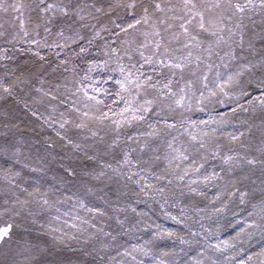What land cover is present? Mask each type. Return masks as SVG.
<instances>
[{
  "label": "snow or ice",
  "instance_id": "6c2138e0",
  "mask_svg": "<svg viewBox=\"0 0 264 264\" xmlns=\"http://www.w3.org/2000/svg\"><path fill=\"white\" fill-rule=\"evenodd\" d=\"M0 45L31 118L0 111V264H48L34 228L91 264H264V0H0Z\"/></svg>",
  "mask_w": 264,
  "mask_h": 264
},
{
  "label": "rangeland",
  "instance_id": "374dc122",
  "mask_svg": "<svg viewBox=\"0 0 264 264\" xmlns=\"http://www.w3.org/2000/svg\"><path fill=\"white\" fill-rule=\"evenodd\" d=\"M255 19L257 21V24L255 26V30L256 29H260L261 26L259 25V17L257 16V17H255ZM252 27L253 26L251 24H249V33H251ZM255 43H256V48L262 46L260 44L261 42H260V40L258 38L255 41ZM0 47H8V46L7 45H0ZM21 47H26V45H17V48H21ZM8 54L13 56L14 61H16L17 58H19V57H21L23 55L30 56L29 53H26V52L22 53V52H19V51H10ZM9 63H11V62H9ZM0 111L8 112L9 116L14 118L15 122H19L22 125L23 124H27L28 120L31 119L30 117H26L25 116V113H24L22 107H17L15 105V102L11 101V100H9L7 102H0ZM4 122H6L5 118L4 117H0V123H4ZM254 122H257V123L259 122L258 117L254 120ZM257 135H258V133H257ZM0 166H6L5 165V161L3 160V158H0ZM3 198H4V195L2 193H0V200H2ZM220 221H219V223H220ZM213 225H217V223H211L210 227H212ZM237 230H238V228H237ZM23 234L24 233H21V235H23ZM234 235H235V233H234ZM40 238L42 240L41 243L47 244L48 248H49V255L46 258V259H49L48 260V264H53L54 261H58V260H55V258L53 259L54 255H56V254H59V255H62V256H67L68 264L70 262V256H75V257H78V258L81 259V261L73 262L71 264H81V262H88L89 264H91V262H92V256L85 257L83 255V253H81L78 250L77 251H73V250H70L69 248L68 249H64V247H59V248L54 247L51 244L50 238L45 237V236L40 237ZM119 243L127 246V245H130L132 243H141V242H132V243L131 242H119ZM72 247L76 248L77 246L73 243ZM112 254L114 255L115 253L113 252Z\"/></svg>",
  "mask_w": 264,
  "mask_h": 264
},
{
  "label": "trees",
  "instance_id": "16d2710c",
  "mask_svg": "<svg viewBox=\"0 0 264 264\" xmlns=\"http://www.w3.org/2000/svg\"><path fill=\"white\" fill-rule=\"evenodd\" d=\"M260 30H261V28H260V29H256L255 31H256V32H260ZM249 34H251V33H249ZM260 44H261V43H260ZM259 48H260V47H258L257 49H259ZM93 51H94V50H93ZM29 58H30V56L23 55V56L17 58L15 62H19V63L22 64L23 61H25V60H27V59H29ZM218 111H224V109H218ZM257 117H258V114H257ZM204 118H206V116H205ZM258 120H259V119H258ZM255 123H257V122H255ZM67 162H68V161H65V163H67ZM52 167H53L57 172L62 171L61 168H60L59 163H55V164H53ZM3 195H4V194H3ZM138 207H140V208H144L145 211L148 210L143 204L139 205ZM237 211H239V209H237ZM149 214L151 215V213H149ZM153 219H155V216H153ZM228 220H232V215H231V213H229L226 217L222 218L219 224H217V225H213V226L211 227L214 231H215L217 228H219V232H218V234H219V238H220L221 240H227V239H229L230 237L234 236V233H235V231L237 230V229L234 230L233 227L227 223ZM159 222L164 223L166 227H171V228H175V227H176L175 225H173V224L171 223V221H163V220H161V221H159ZM21 233H23V232H21ZM23 235H24V234H23ZM27 235H28V238H29L30 240H36V239L38 238V239L40 240V242L42 241L40 237H43V236L48 237V236H46V235H39L35 229H33V231H31V232L28 233ZM33 236H34V237H33ZM137 237H139V239H137ZM48 238H49V237H48ZM147 238H148V237H147L146 235L137 232V233H135V235L132 236V237H129V236H127V235H123V236L118 237V242H131V243H132V242H141V243H142L143 240H144V239H147ZM156 244H157L160 248H169V249H171L172 246H173V241L168 240V239L157 240V241H156ZM181 247H182V246H180V245L177 243V244H176V251L179 252ZM64 249H68V248H67V247H64ZM191 254L194 255L195 253L192 252ZM54 258H55V260H63V261H64V264H68V262H67V261H68L67 256H62V255L56 254V255H54L53 259H54ZM46 260H47V262H48L49 259H46ZM78 261H81V259L78 258V257H75V256H70V262H69V264H71V263H73V262H78ZM81 264H85V262H81ZM87 264H89V263L87 262Z\"/></svg>",
  "mask_w": 264,
  "mask_h": 264
}]
</instances>
